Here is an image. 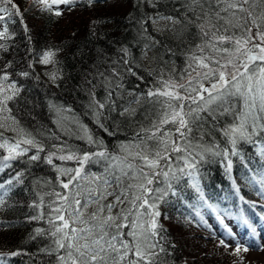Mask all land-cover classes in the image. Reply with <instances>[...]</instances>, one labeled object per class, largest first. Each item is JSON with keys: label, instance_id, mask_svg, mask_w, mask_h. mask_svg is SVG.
<instances>
[{"label": "snow or ice", "instance_id": "6c2138e0", "mask_svg": "<svg viewBox=\"0 0 264 264\" xmlns=\"http://www.w3.org/2000/svg\"><path fill=\"white\" fill-rule=\"evenodd\" d=\"M75 2L31 0L33 7L57 17ZM87 2L92 5L96 0ZM169 7L175 14L157 12L137 19L146 40L142 55L147 58L153 49L175 55L174 41L177 49H183V68L152 73L153 87L140 94L128 92L132 99L123 103L120 68L98 71L87 80L86 111L50 105L62 133L54 136L59 141L52 145L55 151H47L13 114L23 89L13 80L15 73L8 71L11 61L0 67V150H4L0 171L20 157L38 161L40 153H46L45 162L57 172L55 187L45 193L51 198L46 205L43 196L31 205L47 207V214L40 211L29 219H47L50 230L36 232L51 238L48 251L56 264H159L167 239L160 219L162 205L172 198L183 201L201 221L202 209L217 211L201 185L200 166L209 155L222 157L227 173L233 168L232 158L239 157L249 173L246 183L264 198V0H176ZM27 11L17 0H0V52L9 51L5 42L15 36L12 25L20 24L25 34L29 32ZM152 32L171 36L159 39ZM54 55L45 51L39 63H55ZM131 55L130 47L121 48L120 63L125 72L143 81L145 77L133 70ZM18 75L28 77L29 72ZM50 78L54 83L58 79L56 73ZM97 87L103 93L98 94ZM88 116L109 136L116 133L108 120L114 124L119 120L131 131L115 150H109L84 123L82 117ZM219 137L224 147L217 143ZM73 138L87 147H73L68 143ZM245 145L258 158V168L245 161ZM57 160L60 165L54 163ZM67 162L71 166H62ZM6 183L10 187L0 183V208L12 187L23 183V173ZM233 187L239 194L235 181ZM186 189L194 193L193 203L185 199ZM240 199L244 201L243 196ZM220 246L230 247L224 240ZM242 250L249 251V246L237 242L233 255L239 258Z\"/></svg>", "mask_w": 264, "mask_h": 264}, {"label": "trees", "instance_id": "16d2710c", "mask_svg": "<svg viewBox=\"0 0 264 264\" xmlns=\"http://www.w3.org/2000/svg\"><path fill=\"white\" fill-rule=\"evenodd\" d=\"M17 2L21 4L22 9H28L25 13V23L29 32L25 34L20 24L12 25L15 36L5 42L9 46V51L0 52V67L7 61L12 62V67L8 71L15 73L12 78L23 89L19 102L13 105V114L21 126L32 133L47 151H55L52 145L59 141L55 140L54 136L62 135L56 123L54 109L50 105L72 107L77 113L86 111L89 99L87 80L98 71L110 72L113 67L120 68L124 76L125 95L121 101L123 103L132 99L127 95L128 92L140 94L142 89L146 92L148 88L153 87L155 76L152 73L162 68L165 74L170 68L175 67L177 70L183 68V49H177L174 41L172 44L175 55L165 54L162 49L158 54L156 50L155 62L149 68L142 55L146 40L136 22L138 18H146L157 12L172 13L169 5L176 0H156V7H153L154 0H135L136 8L133 7V0H96L92 5H89L87 0H76L63 11L64 15L59 17L41 12L39 7L32 6L31 0ZM155 27L154 25L153 28ZM152 34L159 39H164L165 35L171 36V33ZM28 36L31 37L30 40ZM123 47H130L132 55L129 60L133 70L145 77L143 81L124 71V66L120 63ZM49 50L55 53L53 57L55 63H50L51 70L47 73L49 77L47 78L44 69H41L39 59ZM22 71L29 72V76L18 75ZM51 72L57 74L58 79L55 83L50 78ZM98 81L97 76L96 82ZM95 91L101 94L104 90L97 87ZM82 119L94 134L104 141L109 150H115L125 135L131 131V128L124 126L119 120L115 124L108 120L106 123L116 133L115 136H109L92 123L90 116ZM117 124H120L119 128ZM5 136L11 134L5 133ZM222 140L223 137H219L217 143H221ZM68 143L81 149L87 147L75 138ZM221 146L224 147L222 143ZM248 147L244 146L242 155L249 167L258 168L260 166L257 163L258 158L254 152L248 150ZM3 151L0 150V153ZM40 155L41 159L38 161L20 157L11 162L13 164L11 168L0 171V183H5L6 187H10L6 183L9 179L17 173H23V183L12 187L5 197V207L0 208V225H10L0 227V264H56L55 258L49 255L48 251L51 247V238L36 232L37 229L44 232L50 230L47 219H29L38 215L40 211L47 214V207L37 209L31 205L34 201L39 203L41 196L44 197L45 205L47 204L51 198L45 193L53 190L57 176L55 168L45 162L46 153ZM232 160L233 168L231 173H227L222 157L207 156L200 166L201 185L211 204L227 205L236 209L237 201H242L240 197L243 196L244 201H248V203L243 201L244 205H247L245 215L250 219L252 211L249 205L259 203L257 189L246 183L244 177L249 173L240 158L233 157ZM54 163L61 164L58 160ZM62 166H71V162ZM233 181L240 189L239 194L233 187ZM2 191L0 189V192ZM184 197L189 203L195 201L191 189L184 191ZM161 212L160 219L166 230L167 239L164 243L166 252L159 256V264H215L206 260L208 256L203 251L205 242L199 239L202 234L194 222L193 209L188 208L183 201L177 202L172 198L169 204L162 205Z\"/></svg>", "mask_w": 264, "mask_h": 264}, {"label": "rangeland", "instance_id": "374dc122", "mask_svg": "<svg viewBox=\"0 0 264 264\" xmlns=\"http://www.w3.org/2000/svg\"><path fill=\"white\" fill-rule=\"evenodd\" d=\"M63 7L64 6H61V8ZM156 54V49L148 51L147 58L145 57V63L149 68H151L154 64L157 56ZM40 66L42 70L44 69L46 77L49 78L47 73H50V64H40ZM6 134L9 135L11 133ZM216 208L217 211L212 212L217 215V218L219 216L218 219H221L223 222L221 223V226H218V228L212 229L211 233L214 239L212 240L209 235L203 232L202 236L199 237L200 241L205 242L203 251L205 255L208 256L206 257V260L213 261L215 264H240L241 260L243 261V264H264V222H257L258 232L255 236H252L247 229L242 227V221L238 224L237 220L234 219V216L230 215L225 209L221 207ZM206 209L208 208L202 209V215L206 212ZM209 230H211V228ZM229 230H231V233ZM203 235H206L207 238ZM221 240H224L225 243L230 245V247H221ZM237 242H241L242 244L249 246V251L244 252L242 250L239 253V258L236 255H233L235 244Z\"/></svg>", "mask_w": 264, "mask_h": 264}]
</instances>
